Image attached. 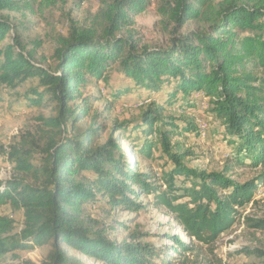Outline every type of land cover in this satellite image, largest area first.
<instances>
[{
  "label": "trees",
  "instance_id": "16d2710c",
  "mask_svg": "<svg viewBox=\"0 0 264 264\" xmlns=\"http://www.w3.org/2000/svg\"><path fill=\"white\" fill-rule=\"evenodd\" d=\"M32 3L0 0V85L31 84L22 96L27 107L54 115L41 118L40 140L0 146L22 176L0 185V206L24 215L14 236L3 219L0 261L50 247L43 262L22 264H85L71 252L102 264H204L191 257L198 246L212 247L233 231L264 189V0H160L159 26L169 35L163 47L142 46L135 33L154 0H101L86 23L71 21L68 35L57 39L53 68L27 52L21 31L2 15ZM129 96L140 116L110 120ZM102 102L106 115L96 110ZM203 110L213 121L208 135L222 136L230 148L221 173L187 164L193 155L184 140L201 138L196 121ZM141 159L159 173L141 171ZM244 168L261 173L244 183L229 178ZM141 198L166 210L190 243L173 238L172 254L118 243L92 215L142 212ZM248 221L264 230V220Z\"/></svg>",
  "mask_w": 264,
  "mask_h": 264
},
{
  "label": "rangeland",
  "instance_id": "374dc122",
  "mask_svg": "<svg viewBox=\"0 0 264 264\" xmlns=\"http://www.w3.org/2000/svg\"><path fill=\"white\" fill-rule=\"evenodd\" d=\"M24 3L27 0H21ZM101 0H34L30 9L21 13L4 12L10 21L21 31L27 52L35 54L36 61L47 68H53L54 51L57 39L66 36L70 30L71 21L81 26L88 17L94 14ZM160 0H154L153 8L136 19L135 33L142 46H167L169 35L165 34L159 23L157 5ZM7 43H11L9 40ZM31 84L19 89L7 88L0 85V146L10 147L21 137H34L40 140L44 129L41 118L54 115L51 108H28L22 96ZM107 94L105 88L100 91ZM96 89L91 88L90 92ZM101 91V92H102ZM199 98L201 96H198ZM137 99L133 96L125 97L121 104H117L109 117L112 121L132 120L140 116L141 106L134 104ZM208 101L203 103L206 108ZM105 102L96 104V110L104 112ZM203 110L197 118V126L202 131L201 138L191 137L184 140L185 148L192 152L187 161L191 167L207 172L221 173L229 157L230 148L223 141L222 136L208 135L212 129L213 121ZM105 113V112H104ZM107 113H105L106 115ZM89 120L80 123L85 127ZM215 127V126H214ZM211 131V130H210ZM125 149L128 148L124 144ZM39 161L38 151L34 156V163ZM140 170L149 173H159L154 162L141 159ZM260 169H240L229 175L238 183L254 180L260 174ZM22 177L15 170V166L6 156L0 155V185L13 179ZM144 207L142 212L118 210L111 215L95 210L92 215L105 225L112 228L108 235L114 241L140 242L152 246L157 250H169L177 247L173 238H178L183 244L190 243L172 216L166 210L156 209L149 205L152 198H141ZM3 219L12 222L9 236L18 235L24 228V215L22 211H14L9 206H0V230L4 229ZM250 221L264 220V189L257 195L256 203L249 205L244 212V218L233 231L225 234L214 246H198L197 251L191 255L193 260L200 263L212 264H264V230L253 228ZM115 229V230H113ZM180 249V248H177ZM50 247L35 248L29 251H15L6 256L0 264H22L23 261L43 262L50 252ZM72 256L80 258L85 264H102L95 260L71 252ZM177 256V255H176Z\"/></svg>",
  "mask_w": 264,
  "mask_h": 264
}]
</instances>
